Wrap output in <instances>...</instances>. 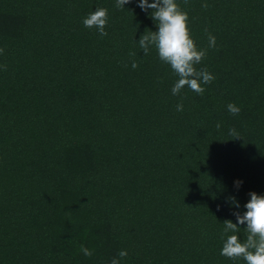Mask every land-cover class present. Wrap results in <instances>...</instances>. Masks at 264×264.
Segmentation results:
<instances>
[{
  "label": "trees",
  "instance_id": "16d2710c",
  "mask_svg": "<svg viewBox=\"0 0 264 264\" xmlns=\"http://www.w3.org/2000/svg\"><path fill=\"white\" fill-rule=\"evenodd\" d=\"M116 2L0 0V264H246L220 253L264 196V0H176L202 96L139 47L152 10ZM97 8L106 37L83 24Z\"/></svg>",
  "mask_w": 264,
  "mask_h": 264
},
{
  "label": "clouds",
  "instance_id": "9594fccd",
  "mask_svg": "<svg viewBox=\"0 0 264 264\" xmlns=\"http://www.w3.org/2000/svg\"><path fill=\"white\" fill-rule=\"evenodd\" d=\"M132 2L133 0H117L116 7L124 9V5ZM187 2L188 0H185V3ZM138 7L146 13L150 9L152 10L151 19L156 21L158 28L157 32L147 30L140 38L138 45L145 56L149 54L150 47L155 46L159 59L170 65L173 72L179 77L171 89L172 94L179 95L181 90L187 86L202 96L205 88L201 86V83L210 84L215 80V76L207 69L197 70L196 68V65L206 57L207 49H198L192 39L187 12L180 9L176 0H154L153 3H149V0H139ZM202 7L207 9L209 5L205 2ZM83 24L89 29L96 28L101 37L108 36V32L105 30L108 25L107 9L97 8L83 20ZM208 47H216V38L211 34L208 35ZM3 52L4 49L0 48V54ZM130 55L135 56L136 54L132 52ZM137 67L138 64L133 61L132 68L136 69ZM227 109L233 115H238L240 112V108L234 103H229ZM183 110V103L178 104L177 111L182 112ZM216 127L219 129L221 125L217 123ZM230 135H237L235 129H230ZM242 183L243 181H236L235 185L239 188ZM249 195L250 201L244 205L247 211L243 214L233 213L239 225H247L244 230L247 233L246 239L242 242L236 234L227 235L220 254L233 260L242 258L246 264H264V196L255 192H251ZM229 199L236 208L240 207L235 197ZM237 223H233L231 220L225 221L223 223L224 234L237 233L240 230ZM80 251L86 257L93 255V252L83 245H81ZM127 256L128 252L121 250L118 253L119 259L113 258L111 264H120V259Z\"/></svg>",
  "mask_w": 264,
  "mask_h": 264
}]
</instances>
